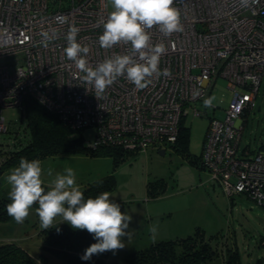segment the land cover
I'll return each mask as SVG.
<instances>
[{"label":"built area","instance_id":"2783aa9c","mask_svg":"<svg viewBox=\"0 0 264 264\" xmlns=\"http://www.w3.org/2000/svg\"><path fill=\"white\" fill-rule=\"evenodd\" d=\"M172 6L180 13L182 31L166 37L157 26L149 30L150 44L165 45L159 69L169 74L154 75L141 90L121 76L96 98L66 57L65 37L74 23L77 42L89 48L87 60L93 66L125 53L128 44L99 45L110 0H0V133L14 125L3 110L21 107L30 96L68 125L94 129L86 143L90 149L160 150L176 141L181 121L207 113L195 102L208 98L221 76L229 102L223 118L209 119L200 162L227 195L245 194L264 207V150H238L242 113L254 105L264 76V0H173ZM45 31L55 32L47 47ZM11 139L0 137V147Z\"/></svg>","mask_w":264,"mask_h":264},{"label":"rangeland","instance_id":"374dc122","mask_svg":"<svg viewBox=\"0 0 264 264\" xmlns=\"http://www.w3.org/2000/svg\"><path fill=\"white\" fill-rule=\"evenodd\" d=\"M208 97L214 99L212 106L205 108L207 113L199 117L189 116L185 121L189 125L185 151L167 144L163 146L164 152L160 153L158 148L148 146L145 152L127 154L115 166L108 155L86 152H61L39 160L42 186L47 189L52 186L56 174H64L68 167L74 170L76 184L81 191L106 174H113L114 187L107 190L109 199L117 202L121 211L131 216V221L128 236L122 237L125 247L115 253L108 251L105 264L126 262L131 252L159 240L186 237L196 227L202 229L205 240L218 252L216 257L199 264H226L233 250L237 264H264V207L245 194H235L231 198L211 178L209 169L199 163L209 119L223 118L229 102L230 91L225 78L217 77ZM195 104L204 109L202 101ZM20 110L19 106L7 107L3 113L11 124L20 119ZM241 119L243 129L238 150L245 147L255 150L264 143V76L254 105ZM82 133L85 145L93 139L94 129L85 128ZM13 134L8 130L0 133V137L8 140ZM17 166L9 164L0 174V200L8 199L10 203V186L5 177ZM146 184L150 187L161 184L163 188L153 195L147 192ZM37 207L36 203L32 205L23 223H16L10 216L0 221V243L11 241L24 246L36 264H71L43 246ZM61 220L62 217L57 216L53 227L73 229Z\"/></svg>","mask_w":264,"mask_h":264},{"label":"clouds","instance_id":"9594fccd","mask_svg":"<svg viewBox=\"0 0 264 264\" xmlns=\"http://www.w3.org/2000/svg\"><path fill=\"white\" fill-rule=\"evenodd\" d=\"M110 3L112 10L101 21L103 32L98 37L99 45L111 49L121 43L128 44L130 47L125 53L106 57L93 66L87 60L89 48L77 42L79 28L74 23L69 24L65 37L66 57L83 74L82 81L91 86L96 98L101 97L121 76L141 90L152 83L154 75H168V69L163 73L159 69L161 55L166 52L165 45L163 42L150 44L149 30L157 26L166 37L182 31L180 13L172 6L173 0H110ZM242 3H247V0H242ZM58 19L61 23L67 22L66 19ZM41 35L42 43L47 47V41L54 38L55 32L50 35L45 31ZM199 94L193 93L194 96ZM213 99L205 98L204 106L211 107ZM48 174L51 175V171ZM41 175L39 160L21 157L19 165L5 177L10 186V203L5 207L16 223H23L36 203L42 229L53 227L54 219L60 216L61 222H67L73 229L87 230L93 235L96 242L84 250L80 257L82 260H90L93 255L106 251L115 253L125 247L122 237L128 236L131 216L122 212L117 202L109 199V192L85 198L71 167L64 169V174L57 173L47 191L42 186Z\"/></svg>","mask_w":264,"mask_h":264},{"label":"trees","instance_id":"16d2710c","mask_svg":"<svg viewBox=\"0 0 264 264\" xmlns=\"http://www.w3.org/2000/svg\"><path fill=\"white\" fill-rule=\"evenodd\" d=\"M20 109V119L9 128L14 133L11 141L6 146L0 147V174L9 164L19 165L21 157L28 160H40L46 155L61 152H86L91 155H108L115 166L127 154L132 153L114 146L88 148L86 144L84 145L82 128L68 125L30 96L23 98ZM246 112L245 110L242 113L243 117ZM188 141L189 125L183 120L179 125L177 139L172 145L185 151ZM259 149H264V143H261L254 152ZM198 160L201 164L200 156ZM113 187V174L109 173L96 183L88 185L82 192L85 198L95 197ZM162 188L161 184L159 187H150L146 184L147 192L153 195ZM45 190L48 189L45 188ZM8 201V199L0 200V221L9 217L5 207ZM42 238L45 248L71 264H105L108 251L93 255L90 260L80 258L84 250L91 243L96 242L87 230L59 229L58 232L57 228L50 227L42 229ZM216 251L217 249L213 248L203 237L202 229L196 227L195 231L186 237L159 240L144 249L133 251L127 261L120 264H161L165 261L171 264H199L206 259L216 257L218 254ZM234 253L233 250L228 255L226 264H237L236 259L233 258ZM230 257L233 259L230 260ZM0 264H36V262L24 246L8 241L0 243Z\"/></svg>","mask_w":264,"mask_h":264},{"label":"water","instance_id":"95a60500","mask_svg":"<svg viewBox=\"0 0 264 264\" xmlns=\"http://www.w3.org/2000/svg\"><path fill=\"white\" fill-rule=\"evenodd\" d=\"M159 152H160V153H163V152H164V149H160Z\"/></svg>","mask_w":264,"mask_h":264},{"label":"crops","instance_id":"0c3cea01","mask_svg":"<svg viewBox=\"0 0 264 264\" xmlns=\"http://www.w3.org/2000/svg\"><path fill=\"white\" fill-rule=\"evenodd\" d=\"M254 152V150H250V153L252 154Z\"/></svg>","mask_w":264,"mask_h":264}]
</instances>
